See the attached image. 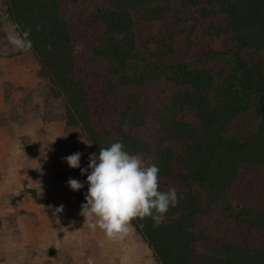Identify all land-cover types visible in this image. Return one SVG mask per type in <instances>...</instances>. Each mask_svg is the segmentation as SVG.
Returning <instances> with one entry per match:
<instances>
[{"label":"rangeland","instance_id":"374dc122","mask_svg":"<svg viewBox=\"0 0 264 264\" xmlns=\"http://www.w3.org/2000/svg\"><path fill=\"white\" fill-rule=\"evenodd\" d=\"M59 3L75 46L76 77L89 92L84 107L93 124L98 130L113 129L120 112L131 108L129 94L138 95L146 123L139 128L127 126L126 130L151 145L149 152L139 155L153 164L162 106L180 86L164 77L109 94L106 87L115 82V76L108 62L95 53L104 32L95 13L110 9L111 0ZM14 32L17 31L0 9V264H88L89 258L93 264H158L135 230L122 240H112L99 228L90 229L80 215L81 190H71L67 182L76 179L88 187L87 175L70 168L65 158L79 152L81 168H86L85 161L94 154L93 148L78 127L66 125L64 100L55 97L49 75L32 51L21 52L9 43L8 36ZM134 33L135 52L140 57L152 53L167 63L185 61L192 68L207 67L216 78L225 67L200 62L199 58L234 46L225 13L214 12L202 19L199 8L183 9L177 2L161 20L136 22ZM180 118L199 124L189 110H184ZM241 126L240 121L233 122L230 134H241ZM169 144L175 151L180 150V142ZM159 185L181 194L187 189L179 181L161 176ZM192 188L204 203L201 186ZM61 205L63 212L57 213ZM242 210L264 213V165L243 166L222 198L197 217L196 251L205 254L217 244L243 240L264 249V227H251L240 220Z\"/></svg>","mask_w":264,"mask_h":264},{"label":"trees","instance_id":"16d2710c","mask_svg":"<svg viewBox=\"0 0 264 264\" xmlns=\"http://www.w3.org/2000/svg\"><path fill=\"white\" fill-rule=\"evenodd\" d=\"M173 2L183 9L199 8L202 19L214 12L226 14L234 46L229 51L216 50L199 58L200 62L225 67L217 78L207 67L192 68L185 61L167 63L152 53L142 58L135 52V23L163 19ZM0 9L17 33L23 35L25 29H31L30 50L49 75L55 97L64 100L66 125L81 130L94 154L98 156L101 147L115 142H122L130 154L151 150L149 143L126 130L127 126L139 128L146 123L138 95L129 94L131 108L120 112L113 129L98 130L93 124L84 107L89 92L76 77L75 46L68 23L60 13L59 0H0ZM95 20L104 27L95 53L108 62L109 71L115 76V82L106 87L109 94L164 77L180 86L162 106L153 164L158 166L159 176L175 179L187 189L182 194L177 192L178 203L170 207L166 222L159 227L151 219L133 221L135 232L148 245L155 261L264 264V249L252 247L244 240L220 243L208 253L199 254L194 231L197 217L222 198L243 166L264 165V0H111L110 9L97 10ZM184 110L194 112L197 126L180 118ZM238 121L243 125L241 134H230V125ZM171 142L181 143L178 152ZM85 164L87 168L89 158ZM193 185L201 186L204 203L193 191ZM160 190L167 192L161 186ZM87 192L88 187L84 186L80 193L83 204ZM32 196L39 200L34 191ZM242 213L240 220L247 225L264 227L263 212Z\"/></svg>","mask_w":264,"mask_h":264},{"label":"clouds","instance_id":"9594fccd","mask_svg":"<svg viewBox=\"0 0 264 264\" xmlns=\"http://www.w3.org/2000/svg\"><path fill=\"white\" fill-rule=\"evenodd\" d=\"M41 28L38 25L37 31ZM31 29L23 35L14 32L8 36L9 43L21 52L30 50L28 37ZM72 169H80L87 175L88 192L81 212L86 224L95 231L102 230L112 240H122L135 230L133 221L151 219L159 227L170 209L178 203L175 189L161 191L159 168L146 163L139 154H130L122 142L101 147L99 155L91 154L87 168H81V153L65 158ZM90 170V171H89ZM71 190L79 192L83 187L79 180L69 179ZM64 206L56 209L63 212ZM141 227L144 225L141 224ZM88 264H93L89 258Z\"/></svg>","mask_w":264,"mask_h":264}]
</instances>
